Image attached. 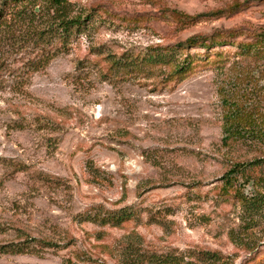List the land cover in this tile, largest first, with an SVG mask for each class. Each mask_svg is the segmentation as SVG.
Masks as SVG:
<instances>
[{"label": "rangeland", "instance_id": "1", "mask_svg": "<svg viewBox=\"0 0 264 264\" xmlns=\"http://www.w3.org/2000/svg\"><path fill=\"white\" fill-rule=\"evenodd\" d=\"M263 30L264 0H0V245L32 251L0 264H264V141L224 140L225 96L264 122Z\"/></svg>", "mask_w": 264, "mask_h": 264}, {"label": "trees", "instance_id": "2", "mask_svg": "<svg viewBox=\"0 0 264 264\" xmlns=\"http://www.w3.org/2000/svg\"><path fill=\"white\" fill-rule=\"evenodd\" d=\"M255 1V0H251ZM51 5L54 8H59L61 10H66L67 6V0H50ZM216 13L211 14H205L200 15L196 17H190L185 15V21L184 23H189L191 21L192 23L195 21H198L200 19H203L205 17H211L215 16ZM80 20L78 19H72L67 20L62 25H65V29H69L71 27H74L78 24H80ZM242 34L239 31H234L231 34L225 36L222 33H218L216 35H213L211 37L208 36H193L189 39H187L184 43H181L178 45L179 49H187V48H195V47H207L210 48L213 45L216 44H226L228 39H224L225 37L229 38H235L238 35ZM242 53L248 56H257V57H264V30L257 34L255 36V39L249 43H239ZM165 57L167 56H160L158 55L157 58H163L162 60L165 61ZM169 61L172 62V57H169ZM166 62V61H165ZM187 64H183V66H179L177 69L178 74H183L186 72ZM225 104L230 107L229 108V115L227 116V120L225 122L224 126V135H225V143L228 144L233 140H236V138L240 137H257L260 138L262 141H264V122H258L254 113H251L245 109L243 106H239L236 101H231L230 98L226 97L224 98ZM262 164L264 161H256L250 164V166ZM233 174L235 173H243L245 172V164H241L234 168ZM126 215L121 216H109L104 217L102 220H100L103 224H120L124 220H126ZM97 221V219H94ZM29 241L21 242L18 244H6V245H0V254H27L32 253L31 247L29 246ZM52 244V243H50ZM53 246V245H52ZM175 260V259H174ZM174 260L166 259V264H179L178 262H174ZM163 261V262H164Z\"/></svg>", "mask_w": 264, "mask_h": 264}]
</instances>
